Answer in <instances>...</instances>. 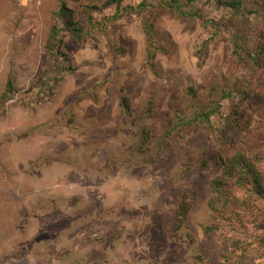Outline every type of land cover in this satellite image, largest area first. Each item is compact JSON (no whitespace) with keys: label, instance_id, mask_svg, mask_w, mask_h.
I'll use <instances>...</instances> for the list:
<instances>
[{"label":"rangeland","instance_id":"374dc122","mask_svg":"<svg viewBox=\"0 0 264 264\" xmlns=\"http://www.w3.org/2000/svg\"><path fill=\"white\" fill-rule=\"evenodd\" d=\"M233 133L264 159V0H0V264H264Z\"/></svg>","mask_w":264,"mask_h":264},{"label":"trees","instance_id":"16d2710c","mask_svg":"<svg viewBox=\"0 0 264 264\" xmlns=\"http://www.w3.org/2000/svg\"><path fill=\"white\" fill-rule=\"evenodd\" d=\"M105 4L106 6H109L112 4V2H106ZM230 4H231L230 6L235 7L237 3L236 1H232ZM143 5L144 4H142V6ZM117 7L119 8V3ZM75 15L76 16L78 15L79 17L80 12H76L75 14L72 9H70L69 7H67L65 3H63L60 10L57 12L56 16L59 17L60 24L63 25V28L72 32V34L77 39L82 40L84 36L89 35V31L83 26H81V24L79 25L77 19H75ZM91 22L92 21L90 19L89 24H91ZM145 28L149 43L148 63L153 68L154 60L156 58V50H158V47L156 46V43L154 41V31L152 26L146 24ZM59 34H60V29L58 27V24H56V26H54L52 30L50 41L53 40L55 41ZM55 44L57 45V42H55ZM8 90H12V87L9 86ZM210 115L211 113L209 112L206 113L204 116L205 118L208 119ZM149 135L150 132L147 129L144 135L145 137L144 145L147 144ZM227 137L228 136L225 135L224 143H226V145L230 143L231 144L230 147H232L233 144H236L237 148L233 151L235 152L234 155L225 158L226 172H228V174L225 176V179H215L211 184V190L214 196L211 203V207L214 211L218 209L229 211L231 215L238 218V220L240 221L242 215L237 211L231 209L233 208V200L230 198V190H229L230 182H228V180H231L232 183L234 181L233 184L239 186L242 190L245 191L247 200L244 203L246 205V207L244 208L247 209L256 208L255 205H257L256 202L258 201H261L264 204V159L260 156L250 157L245 155L242 151H240L239 149L240 142L238 139V133L237 134L233 133L231 139ZM241 213L242 214L245 213V210L242 211ZM257 215L258 217H256L255 219L256 227L261 233H264V217L261 219L258 213ZM204 228L206 234H211L212 232H216L219 230V228L216 225L205 226ZM257 243L258 246H260V248L262 247L264 249V236H262L261 238L258 237ZM231 247L233 249V255H228V256L230 258L236 259L238 262L249 260L253 252L255 251V249L251 247L250 244L246 245L240 240L233 241ZM261 254L262 255H260V257L264 258V252H261Z\"/></svg>","mask_w":264,"mask_h":264}]
</instances>
